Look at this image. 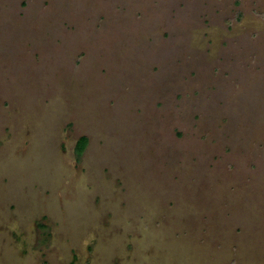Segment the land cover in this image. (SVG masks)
Listing matches in <instances>:
<instances>
[{
	"label": "rangeland",
	"instance_id": "obj_1",
	"mask_svg": "<svg viewBox=\"0 0 264 264\" xmlns=\"http://www.w3.org/2000/svg\"><path fill=\"white\" fill-rule=\"evenodd\" d=\"M0 264H264V0H0Z\"/></svg>",
	"mask_w": 264,
	"mask_h": 264
},
{
	"label": "trees",
	"instance_id": "obj_2",
	"mask_svg": "<svg viewBox=\"0 0 264 264\" xmlns=\"http://www.w3.org/2000/svg\"><path fill=\"white\" fill-rule=\"evenodd\" d=\"M88 139L85 136H81L76 143V153L80 155L87 145Z\"/></svg>",
	"mask_w": 264,
	"mask_h": 264
}]
</instances>
